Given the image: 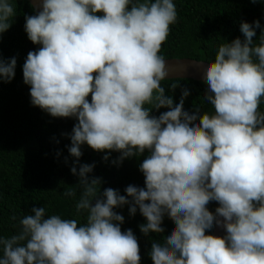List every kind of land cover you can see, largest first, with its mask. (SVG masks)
I'll return each instance as SVG.
<instances>
[{
    "label": "clouds",
    "instance_id": "obj_1",
    "mask_svg": "<svg viewBox=\"0 0 264 264\" xmlns=\"http://www.w3.org/2000/svg\"><path fill=\"white\" fill-rule=\"evenodd\" d=\"M41 8L25 18L28 38L42 45L23 66L31 103L78 120L69 148L76 158L85 142L121 152L114 163L150 151L140 164L146 187L125 191L130 214L138 206L147 220L145 235L164 231L165 214L175 222L163 243L152 244L153 264H264V29L253 46L259 21L242 22L243 41L222 44L206 65L214 114L201 115L184 110L187 89L173 107L161 86L168 71L158 53L177 20L173 0H42ZM14 15L9 0H0V33ZM15 66V57L0 58V80L10 82ZM153 101L170 110L151 116L144 105ZM93 168H71L83 187L76 208L88 210L87 222L45 218V209L34 207L18 235L0 236V264H139L137 238L121 231L124 217L113 211L130 202L112 188L98 195L101 180L88 176ZM210 201L219 204L215 213ZM214 224L227 235H206Z\"/></svg>",
    "mask_w": 264,
    "mask_h": 264
},
{
    "label": "trees",
    "instance_id": "obj_2",
    "mask_svg": "<svg viewBox=\"0 0 264 264\" xmlns=\"http://www.w3.org/2000/svg\"><path fill=\"white\" fill-rule=\"evenodd\" d=\"M15 10L10 19V28L0 33V58L5 62L15 57V75L10 82L0 80V236L10 238L22 231L20 220L32 215V208L43 207L45 218L59 215L62 219H75L79 224L87 222L88 210H77L83 191L77 172L84 164L94 165L89 178H99L97 194L102 195L107 188L117 190L126 196L129 204L115 207L113 211L124 217L121 231L131 229L139 245V264H153L151 249L154 242L163 243L170 235L175 222L167 214L163 216L162 233L141 232L140 225L146 218L137 207L130 214L132 197L127 196L126 187L133 185L145 188V176L140 164L150 155L143 154L118 161L121 152L113 150H93L86 142L81 145L79 158L69 152L70 136L78 123L75 117H53L45 110L31 103V86L24 83L23 66L30 51H38L42 45L34 44L25 31L26 16L37 13L27 0H9ZM154 2V0H153ZM177 10V20L170 25V32L158 53L164 59H191L213 63L219 47L234 39H244L240 31L242 22L253 24L259 21L253 46L260 44L261 30L264 29V0H173ZM102 15V13H97ZM256 60V58H253ZM258 62V61H257ZM95 75V73H94ZM178 85L175 89L171 86ZM165 96L173 100V107L179 103L183 90L190 93L184 99V110L189 113L197 109L201 115L214 114V107L207 101V84L191 79L162 80ZM91 102V94L87 97ZM144 107L151 109L150 115L159 117L170 109L155 108L152 104ZM264 112V97L258 108ZM198 122V121H197ZM108 159L105 160L104 157ZM72 191L74 196H65ZM95 200H93V204ZM149 203V201H146ZM218 202L210 201L206 207L215 213ZM15 217V219H13ZM213 229V228H212ZM212 229L206 230V235ZM3 255L0 247V256Z\"/></svg>",
    "mask_w": 264,
    "mask_h": 264
},
{
    "label": "water",
    "instance_id": "obj_3",
    "mask_svg": "<svg viewBox=\"0 0 264 264\" xmlns=\"http://www.w3.org/2000/svg\"><path fill=\"white\" fill-rule=\"evenodd\" d=\"M30 6L34 9L36 13L42 10V0H27ZM166 63V68L168 71V76L164 80L171 79H191L197 82L206 83L203 79L204 70L206 65L209 63L203 61H195L191 59H164ZM219 207V204L217 205ZM223 219V218H221ZM211 235L214 236H225L227 235L226 230L218 225H213Z\"/></svg>",
    "mask_w": 264,
    "mask_h": 264
}]
</instances>
